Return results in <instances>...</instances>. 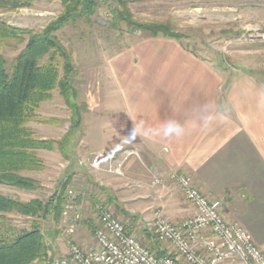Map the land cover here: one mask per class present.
Instances as JSON below:
<instances>
[{
	"label": "crops",
	"instance_id": "obj_1",
	"mask_svg": "<svg viewBox=\"0 0 264 264\" xmlns=\"http://www.w3.org/2000/svg\"><path fill=\"white\" fill-rule=\"evenodd\" d=\"M131 48L111 65L113 90L105 97L104 117L82 121L89 129L107 128L106 143L94 148L80 138L67 152L71 164L57 151H39L45 170L56 164L60 172L66 163L69 174L86 156L135 150L138 157L124 163L121 175L109 174L138 193L134 200L158 204L173 222L191 216L186 201L172 202L171 190L178 188L169 179L166 191L153 184L154 175L185 174L202 195L220 201L223 218L240 224L264 254V86L250 77L229 82L224 71L198 59L182 42L151 38ZM169 122L183 133H168ZM96 181L102 188L116 187ZM163 195L169 198L166 215Z\"/></svg>",
	"mask_w": 264,
	"mask_h": 264
},
{
	"label": "rangeland",
	"instance_id": "obj_2",
	"mask_svg": "<svg viewBox=\"0 0 264 264\" xmlns=\"http://www.w3.org/2000/svg\"><path fill=\"white\" fill-rule=\"evenodd\" d=\"M127 1L135 21L168 24L175 33L188 36L182 41L183 47L185 46L198 59L212 63L219 71H224L225 78L229 82L234 78L250 77L264 86V0ZM60 11L61 7L57 0H36L30 8L0 12V19L12 27L41 31L58 16ZM109 19L107 3L102 1L99 3L96 15L92 18L91 26L79 23L76 26H67L56 34L62 45L71 53L76 100L78 104L84 103L87 106V111L82 115L84 123L91 118L101 115L104 117L106 114V111H103L105 97L107 98L108 91L113 90L111 80L108 78L109 72L119 54L130 51L133 49L131 47L139 42L151 39L145 33L138 31L130 33L124 27L122 31L110 30L107 28ZM19 49L3 51L8 72ZM69 116L68 108L57 92H53L52 99L40 105L36 112V120L31 122L29 127L37 138L59 140L69 129ZM48 118L60 123L57 126L39 123ZM83 122L80 128L70 135L67 152H70L73 143L75 146L80 142V138L88 140L90 147L94 148H100L106 143L107 128L99 126L100 128L89 129L83 126ZM90 156L78 159L76 164L80 168L68 169L69 174L65 171L68 167L65 163L60 172L55 169L56 164H53L55 166L51 172L44 169L32 175L38 184V189L34 192L0 187V193L21 202L35 198L45 201L55 191L65 171L64 175L70 178L66 194L69 191L74 194L73 202L77 203L75 207L80 214L75 242L84 248L93 244V230L98 225V214L92 209L90 199L95 197L102 205L107 206L125 229L135 235L149 250L165 251L164 247L155 245L143 232L144 228L147 229L145 225L152 219L158 204L153 205L152 201L134 200L138 193L124 189L120 180L117 179L118 176L110 177L106 172L98 173L89 168L86 161ZM73 175L77 176V182L73 181ZM96 179L103 183H112L117 188H102ZM171 193L172 202L182 205L181 202L184 199L182 195H179L178 189L171 190ZM145 194L154 195L152 192ZM108 195L114 199L111 205L104 204ZM161 199H163L166 215V212L170 211L169 198L163 195ZM3 219L7 220L6 226L16 231L29 230L32 222L36 221L16 214H5ZM37 222L45 237L48 251L59 255L65 254L68 248L62 220L60 219L57 225L50 219ZM148 231L152 232V230ZM46 260L47 253L44 263L36 264H46Z\"/></svg>",
	"mask_w": 264,
	"mask_h": 264
},
{
	"label": "trees",
	"instance_id": "obj_3",
	"mask_svg": "<svg viewBox=\"0 0 264 264\" xmlns=\"http://www.w3.org/2000/svg\"><path fill=\"white\" fill-rule=\"evenodd\" d=\"M35 1L0 0V12L30 8ZM57 1L61 7L60 13L41 31L12 27L0 19V186L18 191L34 192L38 189L36 180L25 173H40L45 169L37 155L39 151H57L63 159L71 162L66 147L70 135L80 128L82 115L87 111L86 104L77 103L71 53L57 38V33L79 23L91 26L99 3L103 1L108 7L110 19L107 28L110 30L122 31L124 27L130 33L138 31L151 38L178 42L188 38L175 33L168 24L135 21L127 0ZM16 49L19 51L8 72L3 51ZM53 92H57L68 108L70 126L59 140L40 139L29 124L36 120L40 105L52 99ZM39 123L57 126L60 122L48 118ZM69 181V176L63 175L55 191L45 201L35 198L21 202L0 194V264L44 263L48 247L37 221L50 219L55 225L60 222L68 202L66 187ZM90 200L96 212L101 202L95 197ZM113 203L114 199L108 195L104 204ZM5 214H16L36 221L32 222L29 230L16 231L6 226L7 220L3 219ZM143 232L157 245L154 232L145 228ZM156 253L161 256L165 251L158 249Z\"/></svg>",
	"mask_w": 264,
	"mask_h": 264
},
{
	"label": "built area",
	"instance_id": "obj_4",
	"mask_svg": "<svg viewBox=\"0 0 264 264\" xmlns=\"http://www.w3.org/2000/svg\"><path fill=\"white\" fill-rule=\"evenodd\" d=\"M131 157H138L137 152L125 149L116 155L92 154L86 163L91 169L121 175ZM165 178L193 210L191 216L178 222L167 219L160 209L153 212L145 226L154 232L155 242L165 248V254L149 250L102 204L96 207L98 225L93 244L82 247L74 240L80 214L69 191L61 216L68 249L63 255L48 251L47 264H264V254L251 235L240 224L223 218L220 201L202 195L185 174L154 175L153 184L166 191Z\"/></svg>",
	"mask_w": 264,
	"mask_h": 264
},
{
	"label": "clouds",
	"instance_id": "obj_5",
	"mask_svg": "<svg viewBox=\"0 0 264 264\" xmlns=\"http://www.w3.org/2000/svg\"><path fill=\"white\" fill-rule=\"evenodd\" d=\"M184 129L174 123V122H169L168 125H167V132L168 133H175L177 136L181 135L183 133Z\"/></svg>",
	"mask_w": 264,
	"mask_h": 264
}]
</instances>
